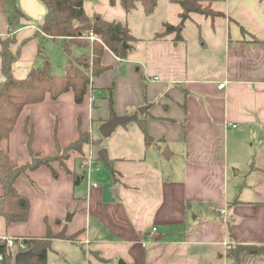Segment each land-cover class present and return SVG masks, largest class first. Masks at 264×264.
<instances>
[{
	"label": "crops",
	"instance_id": "crops-1",
	"mask_svg": "<svg viewBox=\"0 0 264 264\" xmlns=\"http://www.w3.org/2000/svg\"><path fill=\"white\" fill-rule=\"evenodd\" d=\"M17 1L20 18L13 26L5 11L8 2L0 0V51L1 41L13 36L10 49L18 58L12 74L24 78L44 61L38 56L43 39H53L34 35L45 13L42 2ZM202 1L211 8L220 3L221 9H212L222 15L198 22L191 13L195 37L189 39L181 34L183 27L156 37L166 22L160 29L147 24L145 17L153 12L143 11L134 19L140 23L132 25L131 13L140 16L141 4L126 12L119 0H83L89 17L99 14L126 25L135 37L133 48L123 59L105 49L107 68L91 76L81 103L70 89L55 99L46 93L42 101L26 104L9 137L0 140V150L12 164L30 160L26 121L32 150L43 156L56 152V138L64 147L80 131L93 135L94 119L110 118L109 87L116 116L146 107L139 115L152 140L141 134L142 157L108 155L110 166H90L85 176L75 161L79 166L71 167L82 174L78 184L57 161L51 164L56 176L47 166L20 175L15 187L30 200L29 216L9 225L0 217V238L44 236L48 227L54 235L64 234L52 238L47 264H227L223 242L228 231L219 214L226 209L239 243L264 244V0ZM33 17L36 24L29 20ZM210 51L220 58L218 67L210 63ZM3 78L0 57V82ZM161 142L170 147L162 149ZM243 144L250 148L247 165L240 157ZM87 175L96 185H89ZM240 264H264V256L243 252Z\"/></svg>",
	"mask_w": 264,
	"mask_h": 264
},
{
	"label": "trees",
	"instance_id": "trees-1",
	"mask_svg": "<svg viewBox=\"0 0 264 264\" xmlns=\"http://www.w3.org/2000/svg\"><path fill=\"white\" fill-rule=\"evenodd\" d=\"M14 3L15 0H4ZM45 7V13L34 33H44L53 40L61 42L66 54L64 73L54 75L50 71L49 61L42 56L40 47L38 56L43 57L42 66H34L24 78H16L12 74V65L17 60L18 54H14L10 46L14 42V37H7L1 41V72L3 80L0 82V140L8 138L12 132L16 119L22 108L29 103H37L44 99L46 93L55 99L61 93L72 90L74 99L81 103L90 85L91 76H98L107 67L102 63L105 49H109L117 57L126 58L127 52L133 48L132 42L135 37L130 33L128 27L118 21H108L99 14L89 17L84 10L83 0H40ZM120 5L126 12L133 10L137 3L142 5L145 14L153 12L157 5V0H119ZM181 11L179 17L180 24L190 18L191 13H199L205 16H219L221 12L213 10L209 3L205 4L202 0H177ZM115 0H110L114 4ZM164 31L156 37H163L166 33L172 32L174 26L164 24ZM242 33H246L241 28ZM92 32L99 40L90 41L87 35ZM180 39L179 33L175 40ZM26 40L23 41V43ZM253 41H258L253 38ZM84 48L87 51L79 55L72 54L73 47ZM108 99L110 118L114 116L112 89L108 88ZM134 121L140 128L145 140H152L145 120L139 118L138 112H133L122 124ZM27 147L30 152V160L22 164H12L8 160L7 154L0 150V184L3 193L0 196V217L4 219L6 225L13 222L26 221L29 216L30 200L22 194L16 187V179L26 174L28 171L37 169L40 166L49 167L53 175L56 171L51 167L52 162L57 161L71 175L74 184H78L82 179L79 174L67 161L80 160L83 169L86 170L88 161L89 146H98L99 141L91 136L88 131H80L78 137L68 145L61 147L56 138V152L53 155L43 156L39 152L32 150L33 133L28 128L26 121ZM97 160H100L96 156ZM107 166H110L109 164ZM110 173L114 176L115 171L109 167ZM237 199L228 202L231 207ZM228 215V214H227ZM226 215L225 222L228 231V245L226 259L227 264H240V254L247 252L254 255L264 256V244H243L239 243L235 235L230 230L231 217ZM54 237L64 238V234H53L50 228L44 236L27 235L21 237L26 248L33 251L34 255L23 264H47L46 255L51 248V240ZM20 238V237H16ZM0 254L2 260L0 264H13L14 254L5 240L0 238Z\"/></svg>",
	"mask_w": 264,
	"mask_h": 264
},
{
	"label": "rangeland",
	"instance_id": "rangeland-1",
	"mask_svg": "<svg viewBox=\"0 0 264 264\" xmlns=\"http://www.w3.org/2000/svg\"><path fill=\"white\" fill-rule=\"evenodd\" d=\"M205 3V2H204ZM139 4V3H138ZM5 7V11H7L8 13V22L10 25H17L20 15L17 11V9H21V6L19 5L18 1L15 0L14 3H6ZM215 7L217 9H221L222 5L220 3H215L213 4L212 8ZM138 10H140L139 12H141L140 16L138 15V11H132V15L130 16V21H132V25L135 23H140V20H134L135 18L144 16L142 14L143 12V8L141 7V5H139ZM180 12V6L179 4H173L170 2V0H157V5L155 7V9L153 10V13L148 16L145 17L147 20V24L150 23L153 25V27L160 29V26L162 25V22H166V23H171L174 24V28L176 33L180 32L181 28L183 27V29L181 30V34L185 35L186 37H188L189 39H191L190 37H195L194 34V27L191 23V21L188 19L186 21H184L182 24H180L181 19L178 15V13ZM191 18L195 19L196 21H201V20H206V22H210V20L212 19V17L210 16H204L202 14H191ZM15 21V24H12V21ZM29 20L36 24L37 23V19L33 18H29ZM217 23L220 22V19L218 17H216ZM38 21L40 22V17L38 18ZM164 29V27H162V30ZM204 29V28H202ZM144 30L146 31V25H144V27H141V31ZM206 33V30H204V35ZM82 49L84 51H82ZM40 51L42 55H47L48 56V60L51 63V69H52V74L54 75H62L64 73V65H65V61H66V54L62 48L61 42H55L51 39L45 41L43 39L42 41V45L40 46ZM87 50L84 48H79L77 46L72 48V54L74 55H79L81 54V52H86ZM211 54V59H210V63L215 66L218 67L220 65V58L218 57L217 53L214 54L213 51H210ZM43 58V57H42ZM40 63H38L36 66H38ZM108 89V88H107ZM96 91V90H95ZM102 90L98 91V95L102 96L104 94L100 93ZM108 99V98H107ZM108 107H109V99H108ZM144 107V106H138L136 108H128V110L126 111V114H124L123 116H119V117H123L128 119L129 115L133 112H138V114H142L140 113V108ZM139 115V118H140ZM102 122H100L97 119H94L93 121V138L98 139L99 141V145L96 147H92L89 146V149H93V160L92 162L89 164V166H100V169H103L105 167V165L100 161L96 159L97 156V151L100 148H104L107 150L108 155L110 157H113L114 155H123V156H127L130 154L136 155V156H143L144 155V148H142V146H140L138 144V142L140 141L138 138H140L142 132L140 130V128L138 127V125L131 121L129 123H127L125 126H123L122 123L118 124L114 130L108 135V136H102V134L99 131V127L101 125ZM172 144V147L175 151V146L173 145L172 142H170ZM162 146V149H165L166 147H170L169 144H163V142L160 143ZM241 146V145H240ZM126 149V151H125ZM241 151V161L245 162V164L247 165L249 162V156L248 153H250V148L247 147V145L243 144L240 148ZM177 152V151H176ZM177 156L178 154L175 153L174 156L172 157V159L170 160L172 163H175L177 160ZM78 161L80 162V160L78 159ZM251 161V160H250ZM75 162V161H74ZM74 162H72L71 160L67 161L68 166H79L78 163L74 164ZM86 170H84L83 176L86 175ZM234 173V172H233ZM86 178V177H85ZM191 205L188 204L187 207ZM193 213V210L191 211ZM14 256L16 254L17 249L15 247L11 248ZM227 251V250H226ZM227 253V252H226ZM14 264V261H13ZM215 264H222L221 262H216Z\"/></svg>",
	"mask_w": 264,
	"mask_h": 264
},
{
	"label": "water",
	"instance_id": "water-1",
	"mask_svg": "<svg viewBox=\"0 0 264 264\" xmlns=\"http://www.w3.org/2000/svg\"><path fill=\"white\" fill-rule=\"evenodd\" d=\"M41 66H42V64L40 63L38 65V68H41ZM48 74H50V71H48ZM145 108L146 107H141L140 113H143ZM124 121H126V118L114 115L111 118H109L108 120L101 123V125L99 127V131L102 134V136H104V137L108 136L118 124L123 123ZM97 156L104 165H108V152L106 149L100 148L97 151ZM188 207H190V206H188ZM33 255H34L33 251H31L29 249L24 250V251H19L14 256V264H23L26 260L31 258Z\"/></svg>",
	"mask_w": 264,
	"mask_h": 264
},
{
	"label": "built area",
	"instance_id": "built-area-1",
	"mask_svg": "<svg viewBox=\"0 0 264 264\" xmlns=\"http://www.w3.org/2000/svg\"><path fill=\"white\" fill-rule=\"evenodd\" d=\"M87 38L90 40V41H94V40H99L98 37L90 32L88 35H87ZM224 86V83H220V87H223ZM90 100L93 99V94L90 95ZM233 127H235V125H233ZM94 156H93V149H89L88 151V161H87V166H86V169L87 171L90 169V166L89 164L92 162ZM87 178H88V183L89 185H96V183L94 181H92L89 177V175H87ZM219 214L222 215L224 217V219L226 218V215H227V210L226 209H222L219 211ZM155 228H152V230L149 232V238L152 237L155 233ZM3 240H5L6 244L8 247L12 248V247H15L18 250H25L26 249V245L24 244L22 238H8V237H3L2 238ZM86 243L88 242L87 240L85 241ZM224 246H227L228 245V242L227 241H224L223 242ZM2 260V255L0 254V261Z\"/></svg>",
	"mask_w": 264,
	"mask_h": 264
},
{
	"label": "bare ground",
	"instance_id": "bare-ground-1",
	"mask_svg": "<svg viewBox=\"0 0 264 264\" xmlns=\"http://www.w3.org/2000/svg\"><path fill=\"white\" fill-rule=\"evenodd\" d=\"M1 239H2V238H1ZM25 250H27V248H26ZM19 251H24V250H18L17 253H18ZM17 253H16V254H17ZM16 254H15V255H16Z\"/></svg>",
	"mask_w": 264,
	"mask_h": 264
}]
</instances>
